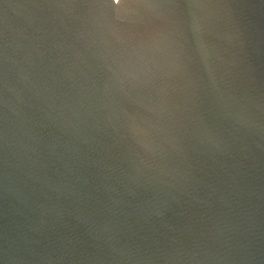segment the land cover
Listing matches in <instances>:
<instances>
[{"label":"water","instance_id":"water-1","mask_svg":"<svg viewBox=\"0 0 264 264\" xmlns=\"http://www.w3.org/2000/svg\"><path fill=\"white\" fill-rule=\"evenodd\" d=\"M0 264H264V0H0Z\"/></svg>","mask_w":264,"mask_h":264}]
</instances>
